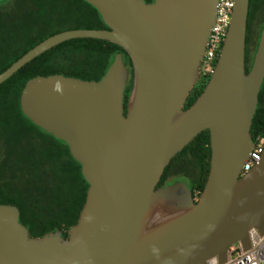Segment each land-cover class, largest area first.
I'll use <instances>...</instances> for the list:
<instances>
[{"label":"water","instance_id":"obj_1","mask_svg":"<svg viewBox=\"0 0 264 264\" xmlns=\"http://www.w3.org/2000/svg\"><path fill=\"white\" fill-rule=\"evenodd\" d=\"M4 0H0L2 2ZM107 29L68 30L38 44L0 75V85L67 41L96 39L122 48L100 81L39 76L22 91V113L65 142L89 184L68 238H33L20 210L0 205V264H207L229 247L251 248L264 235V153L242 174L264 83V28L250 72L246 42L250 0H235L216 67L185 109L200 79L218 0H84ZM208 130L211 169L198 201L186 183L158 187L165 169Z\"/></svg>","mask_w":264,"mask_h":264},{"label":"trees","instance_id":"obj_2","mask_svg":"<svg viewBox=\"0 0 264 264\" xmlns=\"http://www.w3.org/2000/svg\"><path fill=\"white\" fill-rule=\"evenodd\" d=\"M151 2L152 0H145ZM264 0H250L246 42V72H250L264 28ZM107 29L102 16L84 0H4L0 2V75L49 37L68 30ZM122 55L119 46L96 39L67 41L24 66L0 85V205L20 210V221L33 238L58 230L68 238L84 208L89 184L69 146L36 127L21 111L20 98L27 82L39 76L64 75L83 81H100ZM211 76L200 78L185 109L204 91ZM134 82L131 71L125 92L128 104ZM252 140L264 137V83L250 131ZM208 130L200 133L165 169L159 186L191 180L203 193L211 169Z\"/></svg>","mask_w":264,"mask_h":264},{"label":"built area","instance_id":"obj_3","mask_svg":"<svg viewBox=\"0 0 264 264\" xmlns=\"http://www.w3.org/2000/svg\"><path fill=\"white\" fill-rule=\"evenodd\" d=\"M235 7V0H218L215 22L211 28L209 40L206 45L205 55L200 68V78L212 75L226 39ZM254 147L249 160L243 167L242 174L248 173L259 163L264 153V137L257 136L253 141ZM200 193H194L195 201L200 198ZM251 248L244 251L238 243L228 249L227 261L224 264H264V235L255 229L249 232ZM207 264H218L212 260Z\"/></svg>","mask_w":264,"mask_h":264},{"label":"flooded vegetation","instance_id":"obj_4","mask_svg":"<svg viewBox=\"0 0 264 264\" xmlns=\"http://www.w3.org/2000/svg\"><path fill=\"white\" fill-rule=\"evenodd\" d=\"M153 2H154V0H152L151 2H147V3H153ZM127 68L129 69V72H130V74H131V71H133V67L130 66V65L128 64ZM199 80H200V79H199ZM180 182H182V181H178V182L171 181V182H169L168 184L163 185V186H159V185H158V187H167V186L174 185V184H176V183H180ZM182 183H184V182H182Z\"/></svg>","mask_w":264,"mask_h":264},{"label":"rangeland","instance_id":"obj_5","mask_svg":"<svg viewBox=\"0 0 264 264\" xmlns=\"http://www.w3.org/2000/svg\"><path fill=\"white\" fill-rule=\"evenodd\" d=\"M263 25H264V21H263ZM181 180L184 181V183H186L189 187H191V189H193V184L191 183V180L181 177Z\"/></svg>","mask_w":264,"mask_h":264}]
</instances>
